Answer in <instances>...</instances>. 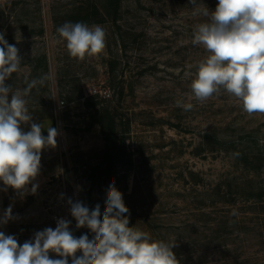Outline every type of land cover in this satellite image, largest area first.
Listing matches in <instances>:
<instances>
[{"label":"rangeland","instance_id":"1","mask_svg":"<svg viewBox=\"0 0 264 264\" xmlns=\"http://www.w3.org/2000/svg\"><path fill=\"white\" fill-rule=\"evenodd\" d=\"M217 3L197 0L209 11ZM207 19L190 0H0V33L21 57L5 84L23 94L43 78L25 97L31 123L59 133L42 150L35 194L0 191V216L11 205L16 217L0 231L22 245L64 217L79 238L86 229L68 199L105 207L114 184L129 226L175 244L180 264H264V114H247L223 88L193 97L209 54L194 30ZM87 20L100 21L106 46L79 60L57 28Z\"/></svg>","mask_w":264,"mask_h":264},{"label":"clouds","instance_id":"2","mask_svg":"<svg viewBox=\"0 0 264 264\" xmlns=\"http://www.w3.org/2000/svg\"><path fill=\"white\" fill-rule=\"evenodd\" d=\"M190 2L208 18L194 30L193 44L202 45L209 54L196 67L193 97L203 102L223 88L247 114H264V0H218L214 11L197 6V0ZM57 32L69 55L79 60L99 55L106 46L105 30L98 24L65 22ZM20 67L19 49L0 33V182L4 186L0 191L11 188L23 196L36 193L38 185L33 181L40 174L42 150L56 147L59 133L50 126L45 137L42 125L31 123L25 97L37 83H44L43 78L31 81L23 94L5 84ZM176 104L185 111L193 108L179 100ZM28 123L30 130L25 132L21 125ZM67 202L76 227H87L92 239L87 234L75 237L71 221L63 218L55 229L38 231L22 245L14 235L0 231V264H69L70 257L71 264H180L173 252L175 244L153 240L129 226L125 215L129 209L114 184L107 190L103 213L99 204L90 210L80 201ZM231 214L238 213L233 209ZM15 218L10 205L0 216V225ZM50 253L60 258H51Z\"/></svg>","mask_w":264,"mask_h":264},{"label":"trees","instance_id":"3","mask_svg":"<svg viewBox=\"0 0 264 264\" xmlns=\"http://www.w3.org/2000/svg\"><path fill=\"white\" fill-rule=\"evenodd\" d=\"M119 2H120V0H116V6H118L119 7ZM100 21H98V20H94V21H92V20H87V21H84V23H86V24H96V23H99ZM86 206L90 209V210H92V209H94L95 208V206H96V204L92 201V200H89L88 202H87V204H86ZM100 210H101V213H103V211H104V207H100ZM85 229H86V234L90 237V238H93V236H94V234L87 228V227H85Z\"/></svg>","mask_w":264,"mask_h":264},{"label":"built area","instance_id":"4","mask_svg":"<svg viewBox=\"0 0 264 264\" xmlns=\"http://www.w3.org/2000/svg\"><path fill=\"white\" fill-rule=\"evenodd\" d=\"M61 218H63V219H65V220H66V218H64V217H56V218H55V223H56V226H57V221H58L59 219H61Z\"/></svg>","mask_w":264,"mask_h":264}]
</instances>
